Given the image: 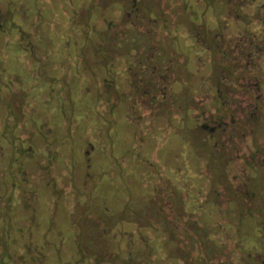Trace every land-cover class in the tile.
I'll list each match as a JSON object with an SVG mask.
<instances>
[{"label":"rangeland","instance_id":"rangeland-1","mask_svg":"<svg viewBox=\"0 0 264 264\" xmlns=\"http://www.w3.org/2000/svg\"><path fill=\"white\" fill-rule=\"evenodd\" d=\"M198 1L0 0V264L264 261L263 183L247 179L233 201L217 167L225 153L215 163L192 140L208 138L193 109L207 83L195 84L182 35L200 9L215 13ZM132 34L155 58L167 45L173 65L183 56L169 72L179 101L132 94Z\"/></svg>","mask_w":264,"mask_h":264},{"label":"flooded vegetation","instance_id":"flooded-vegetation-1","mask_svg":"<svg viewBox=\"0 0 264 264\" xmlns=\"http://www.w3.org/2000/svg\"><path fill=\"white\" fill-rule=\"evenodd\" d=\"M136 2L137 0H134V3ZM198 2H203L202 6H206L203 0ZM225 5L226 9L222 15L219 13V0H211L207 5L211 11L213 8L215 13H204L203 9H200L199 15H196L198 18L193 23L195 28L192 35L188 37L183 34L182 42L189 45L193 65L200 69L197 71L199 74L195 84L203 85L202 78L207 83L194 96L193 109L197 111V119L199 110L211 109L210 112H220L229 124L226 129L214 127L207 136L216 147L211 152L215 155V161L222 163L220 154L225 153L227 157L225 165L221 164L217 167L222 169L221 174L225 176L226 190L232 195L231 199L238 201L241 199L239 191L244 190L243 186L247 179L249 188H252L255 181H260L264 185V0H225ZM208 22L213 31L206 46L204 27L208 28L206 25ZM134 26L140 32H146L143 26L136 24ZM159 34L163 35L161 42L162 39L167 42L168 36ZM176 42L178 43V40ZM146 45L148 50L146 49L145 53H140L139 48L134 47L131 54L135 59V66L132 64L130 72L134 86L130 87L133 95L134 91L144 92L146 96L151 97V103H155L153 97L160 94L149 84L151 77L147 72V63H152L153 59L147 62L145 56L152 52L156 57L158 52L154 55L152 51L154 47ZM168 48L167 45L165 48L167 58L163 63L168 67L166 68L168 72L175 71L171 67L175 59L169 57L175 51ZM141 58H145L146 63L137 60ZM181 62L184 63V59L178 54L175 65L181 67ZM153 65L156 66L154 63ZM202 72L207 74L200 75ZM171 74L173 89L176 74L173 72ZM170 75L168 73L163 77L168 79ZM171 92L168 89L163 94L166 93L169 98ZM174 94L175 92H172L173 96ZM179 100L178 96H175L170 101L174 103ZM181 106L177 108L181 109ZM249 137H251V145L246 142V138ZM258 139H261V143ZM244 164L250 167H244ZM217 173L214 171V176ZM213 191L217 194L218 186L214 187ZM251 194L254 195L252 192ZM215 199L219 200L218 197ZM259 264H264V261Z\"/></svg>","mask_w":264,"mask_h":264},{"label":"trees","instance_id":"trees-1","mask_svg":"<svg viewBox=\"0 0 264 264\" xmlns=\"http://www.w3.org/2000/svg\"><path fill=\"white\" fill-rule=\"evenodd\" d=\"M203 1H204V3H205L206 6L211 3V0H209L210 2L207 1V0H203ZM194 11H196V10H192L191 12L194 13ZM219 12H220V10H219ZM222 13H223V11L220 12V14H222ZM156 36H159V35L156 34ZM130 38L132 40H135V43L137 42V45L136 46L134 45V47L139 48V50H140L139 52L140 53H145V51L147 49L146 48L147 45L144 46V47L140 46L141 40L136 35L133 37V34H132L130 36ZM158 38L159 37H156L155 38V41L156 40H159ZM108 41H109V39H108ZM182 43L183 42L181 41V44ZM149 46H152V45H149ZM188 47H189V45H188ZM149 51L151 52V50H149ZM95 54L97 55L98 54V51H96ZM151 54H152V52L151 53H148V55H151ZM197 57L199 58L200 56H197ZM181 58H183L182 55H181ZM144 59L141 58V59H137V60L138 61H143V63H146V61ZM164 59H165L164 57L161 58L159 56L157 58L154 57L152 63H149L147 61L148 62L147 63L148 64V67H147L148 70H147V72H148V75L151 77V81L149 82V84H151L153 86V88L155 89V91H157L160 94V96H161L160 97L159 95H155V96L153 95L154 96L153 97L154 102H156L157 100L158 101L159 100L166 101L167 99H174L175 98L172 95V93L171 94L169 93V98H168V96L165 95L166 93L163 94V92L164 91L166 92L168 89H169V92H171V90H172V89H170L171 84L169 82L170 81L169 77H168V79L163 77L164 75H167L170 72V71L169 72L167 71L166 68H168V67L163 63ZM154 62H156L155 63L156 66L153 65ZM150 64H152V65L150 66ZM183 64H185V61H184V63L181 62V67L183 66ZM1 66L2 65H1V62H0V86H3V85H1L4 82V78L3 77L1 78V75H2ZM169 67H170V65H169ZM4 84H5V82H4ZM0 88L2 89V87H0ZM7 98H8V96L5 94L4 95V100H2L3 103L1 104V106L4 107L6 105L7 108H5V109L9 112V115H11L12 118L14 117L16 119V117H18V114L16 112H14V110L12 111V106H10L9 103H8V101L10 99L7 101ZM210 110L211 109H202V110H199L198 119L202 121L201 122L202 127L205 128V130L208 131L209 133H210V130L213 129L214 127H216V126L217 127H220L221 129H226V127L229 124H227V122L225 121V117H222L220 115V112H218V113L215 112V111L210 112ZM195 113H197V111H195ZM15 119L13 120V124H11L13 126L12 127L11 126L7 127L6 131L4 132V136L8 137V136L12 135L15 138L14 134L15 133H18V129H17V126L15 124L16 123ZM195 119H197V116L195 117ZM7 134H9V135H7ZM10 137H9V139H10ZM13 140L14 139L11 137V139H10L11 143H13ZM192 140H193L194 143H195V140H197V145H200V143H201L202 145H200V148L202 150H208L210 159L215 161V155L213 153H211V152L214 151V149L216 147L214 146V143H213V141L210 138H207V137L205 138V137H203V135L202 136L200 135V138L199 139H195L194 138ZM202 146H203V148H202ZM215 163H216V161H215ZM215 163H213V161H212V163L209 165L211 169L214 168V164ZM213 199H215V198H213Z\"/></svg>","mask_w":264,"mask_h":264}]
</instances>
